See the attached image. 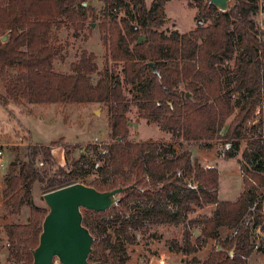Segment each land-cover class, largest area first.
<instances>
[{
  "label": "trees",
  "instance_id": "trees-1",
  "mask_svg": "<svg viewBox=\"0 0 264 264\" xmlns=\"http://www.w3.org/2000/svg\"><path fill=\"white\" fill-rule=\"evenodd\" d=\"M170 1L99 0L95 8L85 0H0V37L7 36L0 43V106L63 110L95 103L106 110L114 141L87 144L76 158L62 141L14 146L2 179L3 216L29 213L25 222L1 227L5 264L32 263L47 213L44 203H35V189L42 200L76 183L100 192L133 186L106 212L82 210L83 226L94 238L90 263L126 264L127 247L161 226L182 229L166 242L170 252L191 256L186 264H251L253 254L264 255L261 0H232L224 13L195 0L196 26L182 34L163 29ZM92 24L105 48L103 68L82 49L68 74L56 71L68 39L92 35ZM131 107L172 141H129ZM217 143L224 159L240 156L243 189L234 201L219 198L216 167H204L190 150H174L176 144L205 149ZM54 147L64 150L63 166L54 160ZM208 206H214L209 215L191 217ZM209 241L217 245L199 258Z\"/></svg>",
  "mask_w": 264,
  "mask_h": 264
},
{
  "label": "rangeland",
  "instance_id": "rangeland-1",
  "mask_svg": "<svg viewBox=\"0 0 264 264\" xmlns=\"http://www.w3.org/2000/svg\"><path fill=\"white\" fill-rule=\"evenodd\" d=\"M153 0H145L147 6ZM88 6L99 8V0H85ZM260 9L257 16L260 28L264 31V0L259 2ZM197 8L195 0H171L166 7V19L163 29L167 32L185 33L192 30L196 26L195 16ZM124 15L123 11L119 13V17ZM94 32L92 35L81 36L79 39H68V45L65 47L64 64L55 63V70L64 74L69 73V64L74 59L76 52L85 49L93 52L96 56V62L101 70L104 64L105 48L99 39L97 25L94 24ZM66 34L61 36L65 39ZM0 43L1 38H0ZM225 66L230 68L232 63H226ZM128 97L127 92L125 93ZM189 94V93H188ZM191 95L189 94L188 98ZM237 99V95L233 97ZM97 111V114L94 112ZM128 140L131 142H147V141H164L171 142L170 135L161 132L155 124H148L145 120L138 117L135 108L131 107L128 114ZM62 141L64 144H70L73 157H78L81 150L87 144L91 143H114L110 135V127L108 124L107 112L103 107L95 103H81L63 110L55 106H10L4 108L0 106V173H6L7 166L13 157L14 146H22L25 144H45L49 145L53 142ZM76 146V149L74 148ZM222 145L215 144L212 148L199 149L196 146L183 144L179 147L174 145V150L180 153L182 150H190L192 154L204 167H216L219 172V198L222 200L234 201L243 189L241 174L239 170V154L232 159H224L219 155ZM245 147L241 145V149ZM79 148V149H78ZM52 155L55 162L61 166L65 164L64 150L61 147L52 148ZM189 186L196 188V183L191 178H187ZM264 198V187L262 190ZM34 201L42 204L41 196L37 189L33 195ZM1 205V201H0ZM2 206H0V210ZM214 206H208L201 210H196L191 217L201 215H209ZM2 212H0L1 214ZM28 209L17 217L6 219L9 222H25L28 216ZM264 213V201H263ZM3 222L0 220V231ZM182 234L181 228L173 227H151L145 235H140L137 242L127 247L126 264H186L191 256L180 253L170 252L167 240L178 237ZM198 231H194L195 235ZM259 238L262 234L256 231ZM2 237V233H0ZM4 242V241H3ZM215 241H209L207 245L197 254L204 259L208 252L216 246ZM232 253V252H231ZM6 249L0 252V264H5ZM251 264H264V255L253 254L249 258Z\"/></svg>",
  "mask_w": 264,
  "mask_h": 264
},
{
  "label": "water",
  "instance_id": "water-1",
  "mask_svg": "<svg viewBox=\"0 0 264 264\" xmlns=\"http://www.w3.org/2000/svg\"><path fill=\"white\" fill-rule=\"evenodd\" d=\"M231 1L208 0L220 13L228 10ZM83 5L87 6V3ZM6 39L7 36L4 35L1 42L4 43ZM147 66L156 74L153 63H148ZM188 96L186 93V98ZM131 188L133 186L100 192L85 184L76 183L44 194L42 200L47 213L41 223L38 244L31 251V264H51L54 258L60 264H101L88 261L94 238L83 226L82 210L106 212L119 202L124 191Z\"/></svg>",
  "mask_w": 264,
  "mask_h": 264
},
{
  "label": "crops",
  "instance_id": "crops-1",
  "mask_svg": "<svg viewBox=\"0 0 264 264\" xmlns=\"http://www.w3.org/2000/svg\"><path fill=\"white\" fill-rule=\"evenodd\" d=\"M1 39H2V37H0ZM0 147H2V146H0ZM2 152H1V150H0V160H1V157H2V154H1ZM11 160H12V158H11ZM57 163V162H56ZM58 165H60L61 164V162L60 163H57ZM1 165V164H0ZM62 165V164H61ZM1 167V166H0ZM7 171V170H6ZM5 174L4 173H0V201H1V191H2V189H3V183H2V179H3V176H4ZM36 203V202H35ZM1 206V205H0ZM0 212H2L1 214H0V220L3 222V225L4 224H8V223H10L9 222V220H7L8 218H11V216H7L8 218L6 219V217H4L3 216V210L1 209L0 210ZM13 218V217H12Z\"/></svg>",
  "mask_w": 264,
  "mask_h": 264
},
{
  "label": "built area",
  "instance_id": "built-area-1",
  "mask_svg": "<svg viewBox=\"0 0 264 264\" xmlns=\"http://www.w3.org/2000/svg\"><path fill=\"white\" fill-rule=\"evenodd\" d=\"M51 264H60V263L56 258H54Z\"/></svg>",
  "mask_w": 264,
  "mask_h": 264
}]
</instances>
